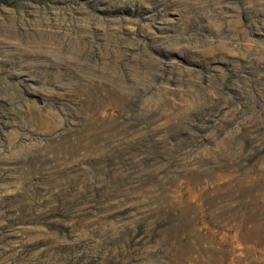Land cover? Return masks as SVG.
Segmentation results:
<instances>
[{
    "label": "rangeland",
    "instance_id": "obj_1",
    "mask_svg": "<svg viewBox=\"0 0 264 264\" xmlns=\"http://www.w3.org/2000/svg\"><path fill=\"white\" fill-rule=\"evenodd\" d=\"M250 169L264 0H0V264H264V239L188 237L189 185Z\"/></svg>",
    "mask_w": 264,
    "mask_h": 264
},
{
    "label": "bare ground",
    "instance_id": "obj_2",
    "mask_svg": "<svg viewBox=\"0 0 264 264\" xmlns=\"http://www.w3.org/2000/svg\"><path fill=\"white\" fill-rule=\"evenodd\" d=\"M254 169L246 171L242 177L237 178L231 183L226 182L224 176L218 175L215 177V180L204 184V186L198 189H196L195 186L189 185V198L199 205V212L202 218L201 226H199L196 231L189 233L188 237L190 239L193 238L197 242L205 241L215 243L218 241L229 244L235 241H251L252 238L254 240L264 239V235L250 234L251 227L255 226H251L252 224L249 226L248 224L258 218L260 211H263L258 206L260 203H258V201L259 199L260 201L264 199V194L260 197V195H258L259 193L256 194L254 191L264 187V177H261L260 174H256L255 176L253 174L255 171ZM234 187L240 190L241 206L237 209L222 206L221 202L225 196L233 197L231 192L222 194L223 189H233ZM233 215L239 217L237 222L233 223ZM211 221L214 223L229 222V224L221 225L223 228L225 227L226 232L218 235Z\"/></svg>",
    "mask_w": 264,
    "mask_h": 264
}]
</instances>
